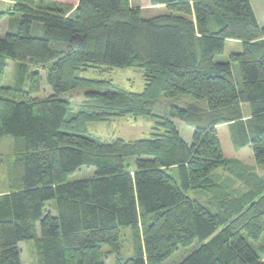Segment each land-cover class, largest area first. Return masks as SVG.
<instances>
[{"label": "trees", "instance_id": "1", "mask_svg": "<svg viewBox=\"0 0 264 264\" xmlns=\"http://www.w3.org/2000/svg\"><path fill=\"white\" fill-rule=\"evenodd\" d=\"M51 1L70 7L11 0V10L0 11V21L18 15L16 30L0 38V75L7 61L18 70L13 88L0 85V137L16 140L8 189L0 192V264H21L18 244L34 239L38 264H105L104 249L118 257L115 264H162L193 243L178 264H264V179L223 156L215 129L236 122L239 144L264 165V25L250 0H154L165 13L149 19L129 0ZM34 23L41 36L31 35ZM226 40L241 50L215 62ZM29 65L44 71L50 96L35 97L37 73L22 89ZM91 68H137L143 92H88L68 117L69 101L60 96L89 85L78 74ZM160 95L204 100L209 117L172 107L149 138L104 143L87 134L88 123L152 116ZM240 103L250 106L251 139L242 117L221 114ZM174 120H198L189 145ZM83 166L94 168L93 177L68 182ZM237 168L241 188L224 192L226 181L234 183L215 172L233 176ZM188 191H216V210ZM120 227H130L134 239L124 262Z\"/></svg>", "mask_w": 264, "mask_h": 264}, {"label": "rangeland", "instance_id": "2", "mask_svg": "<svg viewBox=\"0 0 264 264\" xmlns=\"http://www.w3.org/2000/svg\"><path fill=\"white\" fill-rule=\"evenodd\" d=\"M154 0H130V6L138 7L141 12V17L143 19H149L152 17L159 16L160 14L165 13L164 8L157 7L153 4ZM185 2L187 0H181ZM252 7L258 19L260 25L264 24V1L263 0H251ZM11 0H0V11H8L12 8ZM18 22V15L6 16L0 21V38L3 37L7 29L16 30ZM42 27L38 23H34L31 29L32 36H41ZM54 47L63 48L65 50L66 44L63 43H51V48ZM241 50V45L236 41H226L224 51L222 54L215 57V62H228L229 55L236 53ZM6 68L3 73L0 75V85L6 88H13L16 85L17 79V64L11 61H7L5 64ZM232 74L237 90L242 89L241 78L238 70V65L236 63L231 64ZM32 73H37L40 77V91L35 95V97L44 99L51 95V89L46 83L45 73L42 69L34 68L32 66H27V71L24 75L22 82V89L26 90L28 87V80ZM79 77L85 78L92 81L89 85L85 87H80L71 91L66 92L61 95L60 98L69 101L70 111L68 112V117H70L77 110V105L81 103L84 99V96L88 92H124V93H141L144 89V78L142 73L137 68H91L86 72H81L78 74ZM99 82V83H98ZM172 107H178L182 109H190L196 107L200 110L201 115L206 119L209 117L206 102L204 100H195L187 96H177L175 98H166L163 95H160L158 100L155 102L152 116H143L138 118H115L105 122H96L88 123L86 125L87 134L97 139L101 142L108 143L111 140L121 138L126 141H133L142 138H149L153 132V127L156 122L160 119L167 118ZM236 108V109H235ZM235 110H225L221 114L225 116H235L239 115L244 120L246 128L249 127L250 118L247 117L250 114V106L248 104L240 103L235 106ZM234 112V113H232ZM201 118L202 122L205 123L207 120ZM192 121V120H191ZM175 126L180 132L183 139H186L184 131L191 134L192 129H190L184 122L179 120H174ZM201 123V122H200ZM229 128L234 131L235 126H226L218 128V136L221 142V149L226 157L233 156V148L230 143L229 135L232 132H229ZM191 131V132H190ZM16 140L11 136L0 137V192L6 191L9 184V172L11 169V162L13 161V151ZM252 152L249 150V147L241 150L238 156H241L244 162L253 163L246 166L247 171H252L259 176L264 178V165L257 166L254 162L253 154L252 161L248 160L249 155ZM135 157H130L126 159V162L130 168L134 167ZM94 168L92 167H81L74 174L70 175L67 178L68 182H76L81 180H88L94 175ZM241 171L237 168L234 175H228L223 173L220 169L217 172V176H220L221 179L229 177L231 182L234 184H229L228 181L224 184V192H232L235 188H241L239 183L235 180V174L239 175ZM178 181L177 173L173 174ZM225 176V177H224ZM219 178V181H220ZM237 179V177H236ZM215 185V183H214ZM219 193H222L218 191ZM190 198L198 200L203 206L207 205L211 210H216L217 205L215 204V199L220 195L216 191L213 193L201 192L195 194V192L188 191L186 193ZM50 205V204H49ZM51 205H54L51 201ZM48 206V204H47ZM205 206L206 208H208ZM209 209V210H210ZM39 235V229L37 227V234ZM132 229L130 227H120L119 228V259L124 262L132 257L133 255V240L132 239ZM262 240H264V234L262 235ZM22 249V261L23 264H36L38 260V251L36 248V240L24 241L19 244ZM197 247V243H193L190 247L187 248H178L174 254H172L168 259H166L162 264H178L183 258L190 254ZM255 248V247H254ZM104 252L107 254V259L105 264H115L117 256L111 254L108 249H104Z\"/></svg>", "mask_w": 264, "mask_h": 264}, {"label": "crops", "instance_id": "3", "mask_svg": "<svg viewBox=\"0 0 264 264\" xmlns=\"http://www.w3.org/2000/svg\"><path fill=\"white\" fill-rule=\"evenodd\" d=\"M37 2H39V3H41V2H43V4H46V5H50V6H55V7H57V8H59V9H66V8H69L70 6H67L66 4H64V3H62V2H54V1H51V0H37ZM250 2H251V0H250ZM129 4H130V0H129ZM251 5H252V2H251ZM155 6H157V7H161V8H164L162 5H155ZM131 8H138V7H134V6H130ZM75 8V6H72V8H70V9H74ZM71 10V11H72ZM71 11H70V13H71ZM255 16H256V14H255ZM256 19H257V17H256ZM257 22H258V19H257ZM258 24H259V22H258ZM260 25V24H259ZM264 25V24H263ZM263 25H260V26H263ZM7 31H8V29H7ZM6 31V32H7ZM6 34V33H5ZM226 41H228V40H226ZM226 41H225V43H226ZM231 41V40H230ZM243 105H244V103H243ZM195 113H197V111H194ZM250 116H251V114H249V116H247V117H249L250 118ZM197 121L198 120H196V123H197ZM242 121H243V124H244V129H245V132L247 133V135H248V138L249 139H251L252 138V128L249 126L248 128H246V126H245V123H244V120L242 119ZM182 122H184V121H182ZM190 129H192V132H191V134H188V132H186V131H184V134H185V136H186V139H183L182 138V136H181V134H180V132L178 131V129H177V127H176V129H177V131H178V133H179V135L181 136V138L184 140V142L185 143H187L188 145L191 143V140H192V135H193V131H194V128L197 126L196 125V123L194 122V123H188L187 121H185L184 122ZM174 124H175V122H174ZM226 127V126H235V129H234V131H231L232 129H230L229 128V132L231 133L232 132V134H230L229 135V139H230V143H231V145H232V150H233V153H234V155L233 156H228V157H226L225 155H224V153H223V151H222V149H221V151H222V154H223V156L226 158V159H228V160H231V161H234L235 163H238L239 165H240V167H242V168H246V166L248 165L249 166V164H253V163H246V161L244 162V160L242 159V157L241 156H238L239 154H240V152H241V150H243L244 148H246V147H249V150L251 151V149H250V145L249 144H247L246 146H241L239 143H240V141H239V138H238V131H237V128H236V122H228V123H225V124H220V125H218V126H216L215 127V129H216V133H217V137H218V140H219V144H220V148H221V142H220V139H219V136H218V128L219 127ZM142 139H144V138H142ZM252 152V151H251ZM248 160H250V162L252 161V154L251 155H249V157H248ZM220 169H218L215 173L217 174V172L219 171ZM223 172V171H222ZM214 173V174H215ZM249 173H251V174H254V175H256L257 177H259V178H262V179H264L262 176H259L258 174H255L254 172H252V171H249ZM7 191V190H6ZM6 191H3V193H5ZM50 204V205H49ZM48 206H51L52 207V209H53V205H51V202H49L48 203ZM52 213L54 214L55 212L54 211H52ZM20 244V243H19ZM19 244H18V248H19V250H20V260H21V264H23V261H22V249L20 248V246H19ZM36 261H37V263L36 264H38V260L36 259Z\"/></svg>", "mask_w": 264, "mask_h": 264}]
</instances>
